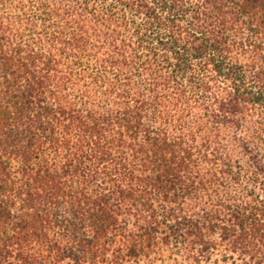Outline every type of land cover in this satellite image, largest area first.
I'll list each match as a JSON object with an SVG mask.
<instances>
[{
	"label": "trees",
	"instance_id": "trees-1",
	"mask_svg": "<svg viewBox=\"0 0 264 264\" xmlns=\"http://www.w3.org/2000/svg\"><path fill=\"white\" fill-rule=\"evenodd\" d=\"M167 245L264 246V0H0V264Z\"/></svg>",
	"mask_w": 264,
	"mask_h": 264
},
{
	"label": "rangeland",
	"instance_id": "rangeland-1",
	"mask_svg": "<svg viewBox=\"0 0 264 264\" xmlns=\"http://www.w3.org/2000/svg\"><path fill=\"white\" fill-rule=\"evenodd\" d=\"M227 190L230 195L240 197L241 186L228 184ZM180 248L179 245L165 246L163 248L165 252L158 259L153 260L152 264H264L262 245H211L207 247L205 253H202L198 246L195 248L193 258L182 254ZM177 249H180V252H176ZM171 251L174 252L173 255Z\"/></svg>",
	"mask_w": 264,
	"mask_h": 264
}]
</instances>
